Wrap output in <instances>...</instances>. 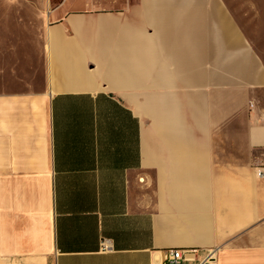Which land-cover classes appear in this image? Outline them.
I'll use <instances>...</instances> for the list:
<instances>
[{"label":"crops","instance_id":"1","mask_svg":"<svg viewBox=\"0 0 264 264\" xmlns=\"http://www.w3.org/2000/svg\"><path fill=\"white\" fill-rule=\"evenodd\" d=\"M41 15L0 51V264H264V63L226 2Z\"/></svg>","mask_w":264,"mask_h":264},{"label":"rangeland","instance_id":"2","mask_svg":"<svg viewBox=\"0 0 264 264\" xmlns=\"http://www.w3.org/2000/svg\"><path fill=\"white\" fill-rule=\"evenodd\" d=\"M223 1L226 2L246 42L258 52L264 63V0ZM47 4L48 0H0V51L11 58V51L16 49L22 38L26 40L33 30L46 27L45 15L40 16V13ZM87 43L96 45L98 40L89 38ZM11 62L14 60L10 59ZM134 102L138 110L145 103L143 100ZM143 113L141 111L142 115Z\"/></svg>","mask_w":264,"mask_h":264},{"label":"built area","instance_id":"3","mask_svg":"<svg viewBox=\"0 0 264 264\" xmlns=\"http://www.w3.org/2000/svg\"><path fill=\"white\" fill-rule=\"evenodd\" d=\"M256 173L259 178L264 179V164L256 167ZM102 248L104 251L110 250V241L104 240L102 243ZM165 255L166 256L163 264H183V262L185 261L183 251L181 249H168L166 250Z\"/></svg>","mask_w":264,"mask_h":264},{"label":"bare ground","instance_id":"4","mask_svg":"<svg viewBox=\"0 0 264 264\" xmlns=\"http://www.w3.org/2000/svg\"><path fill=\"white\" fill-rule=\"evenodd\" d=\"M35 11V10H34Z\"/></svg>","mask_w":264,"mask_h":264}]
</instances>
